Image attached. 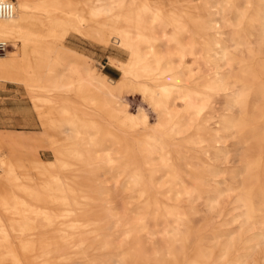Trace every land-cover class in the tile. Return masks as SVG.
<instances>
[{
    "label": "bare ground",
    "instance_id": "1",
    "mask_svg": "<svg viewBox=\"0 0 264 264\" xmlns=\"http://www.w3.org/2000/svg\"><path fill=\"white\" fill-rule=\"evenodd\" d=\"M255 2L15 0L0 17V42L12 46L0 81L15 82L18 65L17 83L51 92L61 138L0 129V264H67L76 250L70 264H260L264 10ZM71 31L125 49L127 60L108 57L124 79L74 66L87 56L64 44ZM189 55L210 71L197 75ZM134 92L153 121L146 106L130 108ZM38 142L55 161L40 160ZM117 192L132 207L119 211Z\"/></svg>",
    "mask_w": 264,
    "mask_h": 264
},
{
    "label": "rangeland",
    "instance_id": "2",
    "mask_svg": "<svg viewBox=\"0 0 264 264\" xmlns=\"http://www.w3.org/2000/svg\"><path fill=\"white\" fill-rule=\"evenodd\" d=\"M256 0H237L238 6L242 9H249L250 6L254 4ZM258 2V3H257ZM255 2L261 10H264V0H257ZM62 22V20H60ZM194 31V27L189 28V33L191 34ZM58 31L50 29L46 31V35L50 39H54L57 37ZM64 44L67 47H70L74 51L86 55L87 58H80L79 64H73L74 66H83L87 65V67L91 70L95 75L98 73H104L108 76V78H115L123 80L124 76L122 72L115 66L108 63V57H116L117 59L127 60L128 53L125 49L118 47L114 44H109V46H105L97 41L88 39L77 32L71 31L63 40ZM11 45L7 47L6 53L11 50ZM5 53V52H4ZM3 54V53H2ZM189 64H194L195 71L197 75L202 76L210 71L209 67L204 63H201L198 55H189L187 57ZM192 58V59H191ZM200 63H198L197 61ZM199 65V66H198ZM18 68V72L22 74V70L20 67ZM23 76V74H22ZM114 79V80H115ZM4 82V81H1ZM21 85L18 87V85ZM12 83L6 82L3 85H0V126L4 127V129H11L16 133L24 134V135H39L41 134V130L46 132L48 137H53L55 139H60L59 133V118L56 113V105H55V97L50 95L51 92H47L46 89H41L37 92H30L23 86L21 83ZM48 95H47V94ZM46 95L49 98L46 101H34L30 95ZM71 94V93H70ZM130 96V97H128ZM130 98V99H129ZM126 100L130 103V108L133 110H138L139 104H142L144 107L146 106V111L149 113L148 115L150 120L153 121L155 119V113L152 108L141 98V96L134 92L128 93L126 95ZM141 101V102H140ZM41 103V104H40ZM145 104V105H144ZM147 104V105H146ZM65 105H69L65 102ZM70 106V105H69ZM149 107V108H148ZM154 118V119H153ZM54 120H57L54 122ZM51 125L50 130L49 125ZM173 146L175 148L178 147V142L172 138ZM117 149L116 146H113ZM37 154L40 157V160L44 161H55L56 156L52 149L48 147L44 143H39L37 145ZM115 155V154H114ZM117 155H115L116 157ZM24 163L33 166L36 164V160L30 157L24 158ZM114 174V173H113ZM108 178L111 177L110 174H107ZM120 191V188H117ZM118 193V194H117ZM118 195L115 196V202L120 208L119 211L124 212V207H132L129 202H133L127 196V193L117 192ZM221 204L224 205L223 199H220ZM198 222H200L198 220ZM186 229V226H183ZM26 230H33L34 226H26ZM31 230V231H32ZM81 238L74 237L70 238L67 242V246L71 247L73 245H78ZM66 247L65 252L72 251V248ZM77 250L73 252L71 256V260L69 259L67 264L73 263L75 261H80V258L76 254ZM264 247L260 252L256 253V258L260 264L264 262ZM263 260V261H262ZM262 261V262H261Z\"/></svg>",
    "mask_w": 264,
    "mask_h": 264
},
{
    "label": "built area",
    "instance_id": "3",
    "mask_svg": "<svg viewBox=\"0 0 264 264\" xmlns=\"http://www.w3.org/2000/svg\"><path fill=\"white\" fill-rule=\"evenodd\" d=\"M15 12V0H0V17H10ZM7 42H0V54L8 47Z\"/></svg>",
    "mask_w": 264,
    "mask_h": 264
},
{
    "label": "crops",
    "instance_id": "4",
    "mask_svg": "<svg viewBox=\"0 0 264 264\" xmlns=\"http://www.w3.org/2000/svg\"><path fill=\"white\" fill-rule=\"evenodd\" d=\"M17 67H19L18 65H14L13 67H11L12 68V70H11V75H10V78H11V80H16V81H21V79H22V74H20L19 72H18V68ZM1 76H3L1 73H0V77ZM112 78V77H111ZM113 79H115V78H113ZM115 80H120V79H115ZM15 81V82H16ZM7 82H12V83H15L14 81H10V80H8ZM6 82H1L0 81V85H3V84H5ZM17 83V82H16ZM19 83V82H18ZM18 85V84H17ZM19 86H21V85H18V87ZM25 89V88H24ZM28 92V91H27ZM29 93V92H28ZM30 94V93H29ZM31 96V95H30ZM41 104V103H40ZM57 120H54V122H56ZM49 125V124H48ZM50 128H51V125H49V128L47 129V130H50ZM0 129H4V127H2V126H0ZM7 129V128H6Z\"/></svg>",
    "mask_w": 264,
    "mask_h": 264
}]
</instances>
